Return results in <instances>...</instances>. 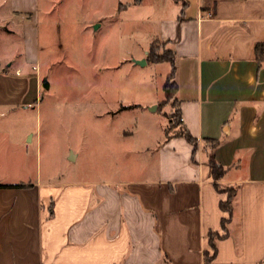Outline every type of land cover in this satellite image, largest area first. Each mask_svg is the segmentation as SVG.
Returning <instances> with one entry per match:
<instances>
[{"label":"crops","instance_id":"0c3cea01","mask_svg":"<svg viewBox=\"0 0 264 264\" xmlns=\"http://www.w3.org/2000/svg\"><path fill=\"white\" fill-rule=\"evenodd\" d=\"M148 4L150 14L133 24L148 29L149 48L159 40L174 51L176 97L197 152L165 132L138 179L0 180V264H205V253L214 254L210 232L225 236L213 264H264V61L255 51L264 0ZM11 12L33 16L24 64L6 68L16 54L0 49V108L13 110L36 101L41 47L34 11ZM0 36L15 33L0 24ZM165 63L169 75L170 63L155 64ZM207 138L218 146L206 148ZM209 159L226 170L219 183L237 189L227 231L220 203L228 195L216 189Z\"/></svg>","mask_w":264,"mask_h":264},{"label":"rangeland","instance_id":"374dc122","mask_svg":"<svg viewBox=\"0 0 264 264\" xmlns=\"http://www.w3.org/2000/svg\"><path fill=\"white\" fill-rule=\"evenodd\" d=\"M134 1L0 0V24L15 33L0 36V49L16 54L6 68L24 64V25L33 22L32 14H13L14 6L34 11L41 47L36 101L0 108V180L143 177L173 107L150 110L165 100L170 65L136 63L147 58L150 36L133 21L150 7Z\"/></svg>","mask_w":264,"mask_h":264},{"label":"trees","instance_id":"16d2710c","mask_svg":"<svg viewBox=\"0 0 264 264\" xmlns=\"http://www.w3.org/2000/svg\"><path fill=\"white\" fill-rule=\"evenodd\" d=\"M140 0H135L138 2ZM179 1V0H176ZM167 43H162L159 40H155L151 43L149 48V52L147 55V61L149 63H164L168 62L171 64V73L169 74L165 84H164V92H165V100L160 103L159 110L163 111V106H171L173 110L171 112H164V116L168 119V124L166 126L165 132L168 137H184L194 148V154L198 150L199 139L194 137L189 130L184 126L182 122V114L180 102L178 101L176 94L178 90V84L175 80V54L171 49H166L165 45ZM163 47V49H162ZM257 59L262 64L264 61V41L260 42L255 47ZM205 147H210L211 149L216 148L219 144L218 140L207 138L203 140ZM210 173L212 178L215 181V187L220 192H225L228 195L226 201H222L220 203V207L223 211L227 212L230 215V218L223 219L222 225L224 231H227V225L229 221L232 219L233 210H234V200L237 194V189L234 186L221 185L219 181L225 174V168L218 164L214 159H209L208 161ZM239 192V190H238ZM210 246L214 251V254L211 255L209 252L205 253V264H213L214 256L217 251V242L221 240L223 237L219 233L210 232Z\"/></svg>","mask_w":264,"mask_h":264},{"label":"water","instance_id":"95a60500","mask_svg":"<svg viewBox=\"0 0 264 264\" xmlns=\"http://www.w3.org/2000/svg\"><path fill=\"white\" fill-rule=\"evenodd\" d=\"M96 27L98 28V26H96ZM147 54H148V52H147ZM136 63H138L140 65H146L147 64V60L146 59L139 60V61H136ZM150 110L153 111V112L157 111L158 110V104L150 107Z\"/></svg>","mask_w":264,"mask_h":264}]
</instances>
